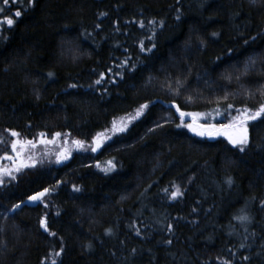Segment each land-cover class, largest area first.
I'll use <instances>...</instances> for the list:
<instances>
[{
  "label": "trees",
  "instance_id": "obj_1",
  "mask_svg": "<svg viewBox=\"0 0 264 264\" xmlns=\"http://www.w3.org/2000/svg\"><path fill=\"white\" fill-rule=\"evenodd\" d=\"M9 16L14 26L0 24V134L6 140L12 139L6 129L29 139L40 132L49 139L55 132L70 135L55 144L38 143L31 153L36 167L0 186V224L6 229L0 240L7 242L0 245V264H264V118L249 124L245 152L227 138H201L176 127V106L226 109L220 98L228 92L235 95L227 102L241 107L240 85L223 77L242 70L249 57L261 68L264 0H10L0 20ZM152 19L165 26L156 27L157 47L141 52V40L151 47V26L141 28L138 21L147 25ZM126 56L129 66L118 68ZM109 67L124 78L109 73L95 85ZM177 77L185 81L179 95L164 86ZM259 84L264 74L257 72L245 82ZM145 103L149 108L128 131L109 132L112 139L98 151L71 145L72 139L91 144L114 117L119 125ZM61 144L72 155L56 163ZM5 152L10 147L0 144V156ZM112 158L117 167L105 173L101 168ZM229 176L231 188L224 183ZM173 183L184 191L177 200L162 191L174 190ZM53 186L43 202L11 211L28 195ZM241 209L253 217L248 233L233 219ZM45 215L55 236L40 226Z\"/></svg>",
  "mask_w": 264,
  "mask_h": 264
},
{
  "label": "snow or ice",
  "instance_id": "obj_2",
  "mask_svg": "<svg viewBox=\"0 0 264 264\" xmlns=\"http://www.w3.org/2000/svg\"><path fill=\"white\" fill-rule=\"evenodd\" d=\"M30 2H34V0H30ZM257 0H252V3L255 4ZM10 0H2V6H0V15H2L5 11V8L9 5ZM101 15H106V13H101ZM14 16L19 18L21 16V11L17 10L14 13ZM181 16L177 15L176 20H180ZM15 20L13 18L4 17L3 20H0V24H5L11 28L15 24ZM139 26L141 28H145L148 26H151V36L147 37V39L151 42V47H145L144 41L141 40L139 42V48L141 52H152L153 49L157 47V44L155 43V37L157 36L156 27L158 26L160 29H163L165 26L164 20L157 21L156 19H152L148 21V24L146 25L144 20L138 21ZM99 27V25H97ZM213 36H218L219 33H212ZM255 37L251 38V41H255ZM245 44H249L250 40L246 39L244 41ZM200 46L205 47L206 43L205 41H200ZM231 51V50H229ZM69 55L75 61L77 58L76 53L73 51L69 52ZM219 59V57H217ZM131 57L126 56L124 61L117 65L118 68H124L128 67L130 64ZM257 60L255 57H249L243 64V69H237L235 74L228 73L223 77L227 81L228 84H231L233 79L240 85V88L242 89L241 95V107L236 108L234 106V103L227 102L229 100V97L232 95H235V93H228L225 92L224 96L220 99L226 102V111L233 110L236 114L231 115L229 113V123L227 124H211L208 122L205 123H199L198 119L202 116H207V113H188L181 111L179 106H176L177 112H179L181 123L177 124L176 127H184L190 130L192 133H194L197 136L200 137H208V138H215L217 136H226L229 143L237 148L240 152H245L248 147L250 146V138H249V124L252 122H256L260 120L261 118H264V84H259L257 87H246L245 82L250 79L251 74L253 72H257V74H264V62H262V66L259 70L256 68ZM135 65H131L130 70L135 71ZM113 74L114 77H120L121 79L124 78V73L120 71H114L112 67L107 68L105 71H102L99 73V78L94 81L95 85H101L105 82L107 74ZM48 76H53L52 72L48 73ZM149 81H151V77L148 78ZM109 83H117L115 79H109ZM164 86L167 88L168 91L175 93L176 95H179L182 91V89L185 86V81L181 80L180 78H176L174 81L171 79H166ZM70 87L75 88L77 87L76 84L70 85ZM91 87V86H90ZM107 89H105V92ZM37 99H39V95H37ZM187 100L191 101L193 98L191 96L186 98ZM254 102V103H253ZM151 103V102H149ZM149 103L141 104L139 107L135 110L134 115L133 114H127L126 117L120 118L119 125L117 124V118H113L110 129H106L103 132H97L92 137L91 144H88L87 141L81 140V139H72L70 141L71 145H74L77 150L81 151H91L96 152L100 148H102L106 141H109L112 139V135H116L118 133H124L128 131V124H130L132 121L138 119L140 116L144 114V111L149 108ZM217 115H221L219 112V109L214 110ZM185 116H191L193 119L192 123H184V117ZM125 119L127 120V123H125ZM167 122V121H166ZM157 127H163V125L158 124ZM154 129H150V131H153ZM6 132L9 133L11 140H6L3 134H0V144H6L10 147L11 153L5 152L3 156H0V160H9L12 161V166H0V186L5 185V177L11 178V180H16L17 175L19 173H22L27 168H34L36 167L37 161L34 156H32V149H34L37 144H55V141L57 138H61L64 135H70V134H63L61 132H55L52 134V138H47L48 134L45 132L38 133L35 137L29 139L25 137L21 132L11 129H6ZM111 133L112 135H109L108 133ZM65 143H69V141H65ZM14 154V155H13ZM72 155L71 148H65L63 144H61L60 149L56 153V163H63L64 161L68 160ZM27 161V162H26ZM115 161V158L109 159L105 162V166L101 168L102 171L105 173L114 171L117 167V164ZM96 167H101L100 163L97 162ZM190 182V181H189ZM61 183V181H57V184ZM224 183L231 188L234 184V180L231 176L227 177L224 181ZM54 187H46L43 188L42 191H37L31 195L27 196V201L21 200L19 203L13 204L11 207V211H15L17 209H20L22 204L26 202L31 203H37V202H43L45 198L54 190ZM151 187V185H149ZM74 191H81V189L77 186H73ZM172 191H170L168 188L162 189L163 192L168 193V199L170 200H177L181 196L184 195V191L181 188L180 185L173 183L172 184ZM253 199H255L253 197ZM260 204L262 207H264V200L260 201ZM45 208L48 207L47 204L44 205ZM195 211V209H193ZM59 214V213H58ZM5 219H7L5 217ZM234 220L238 221L240 223V226L244 228V232L248 233V226L253 223V217L247 212L246 209H241L239 215H235L233 217ZM40 226L43 228L45 232H47L49 235L55 236L56 233L50 231L49 224L47 220V215L41 217L40 219ZM167 229L169 231H173L174 225L169 223L167 225ZM6 231L5 226L3 224H0V234L4 233ZM106 233L108 235L112 234L111 229H107ZM137 234H139V230L137 229ZM231 234V233H230ZM252 236H255L256 233L252 232ZM245 239H247V235L245 236ZM5 240H0V245L6 246ZM166 243L171 244L172 241L168 240ZM91 247V245H88ZM249 245L246 244H240V247H247ZM63 252V247L60 248L59 251L55 252L56 256H60ZM133 253L136 252V249L132 250ZM259 255V253L257 254ZM244 260H250L251 258L249 256L243 257ZM52 264H57L55 260H53ZM225 264H232V262L226 261Z\"/></svg>",
  "mask_w": 264,
  "mask_h": 264
},
{
  "label": "rangeland",
  "instance_id": "obj_3",
  "mask_svg": "<svg viewBox=\"0 0 264 264\" xmlns=\"http://www.w3.org/2000/svg\"><path fill=\"white\" fill-rule=\"evenodd\" d=\"M220 110V113L221 115H217L216 112L214 111V109L212 110H208V111H184V112H188V113H207L208 115L207 116H202L198 119V122L199 123H205V122H208V123H211V124H216V125H220V124H227L229 123V113L231 115H235L236 113L233 111V110H228L226 111L225 109H219ZM180 117V116H179ZM184 123H192L193 122V119L191 116H185L184 117ZM180 123H181V120H180ZM184 128V127H182ZM186 129L190 134L194 135V136H197L195 135L194 133H192L190 130H188L187 128H184ZM197 137H200V136H197ZM218 137H224V138H227L226 136H217L215 138H208V137H201V138H208V139H216ZM49 145V144H47ZM46 145V146H47ZM43 153V152H41ZM42 157L43 158H46L44 157V155L42 154ZM27 162V161H26ZM8 166V165H6ZM11 165H9L10 167ZM18 175V174H16ZM5 184L10 182V181H13L11 180V178L9 177H5Z\"/></svg>",
  "mask_w": 264,
  "mask_h": 264
},
{
  "label": "flooded vegetation",
  "instance_id": "obj_4",
  "mask_svg": "<svg viewBox=\"0 0 264 264\" xmlns=\"http://www.w3.org/2000/svg\"><path fill=\"white\" fill-rule=\"evenodd\" d=\"M9 154H12V153H9ZM14 155V154H13ZM13 162L12 161H9V160H0V166H6V165H11L12 166ZM53 170V168H52Z\"/></svg>",
  "mask_w": 264,
  "mask_h": 264
}]
</instances>
